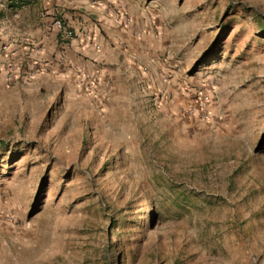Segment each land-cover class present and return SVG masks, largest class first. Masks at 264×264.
I'll list each match as a JSON object with an SVG mask.
<instances>
[{"label": "rangeland", "instance_id": "rangeland-1", "mask_svg": "<svg viewBox=\"0 0 264 264\" xmlns=\"http://www.w3.org/2000/svg\"><path fill=\"white\" fill-rule=\"evenodd\" d=\"M101 1L108 108L12 70L0 0V264H264V0Z\"/></svg>", "mask_w": 264, "mask_h": 264}, {"label": "crops", "instance_id": "crops-1", "mask_svg": "<svg viewBox=\"0 0 264 264\" xmlns=\"http://www.w3.org/2000/svg\"><path fill=\"white\" fill-rule=\"evenodd\" d=\"M97 3L96 7L91 0H13L10 7L14 10L16 24L25 21L30 28L24 32L17 28L11 43L5 47L12 59L11 69L22 68L20 72L25 68L35 69L32 75L38 76L40 71L45 79L56 78L81 93L86 82L98 95H103V90L108 88L111 92H106L110 96L106 101L108 108L112 103L110 98L113 101L116 94L112 91L117 85L115 82L120 80L128 87L129 81L133 82L139 74V69L131 60L128 38L122 37L118 42L122 48L126 47L125 50H119L117 43L113 49L105 47L104 38L96 28L101 25V30L105 31L103 23L93 22L96 15L100 17L98 12L104 6L101 0ZM95 8L99 11L96 12ZM55 19L70 27L74 37L62 40L54 26ZM1 45L2 42L0 49ZM133 62L134 66L129 65ZM93 76L97 77L94 85L90 84ZM131 97L130 94L125 97L130 100L129 104Z\"/></svg>", "mask_w": 264, "mask_h": 264}, {"label": "built area", "instance_id": "built-area-1", "mask_svg": "<svg viewBox=\"0 0 264 264\" xmlns=\"http://www.w3.org/2000/svg\"><path fill=\"white\" fill-rule=\"evenodd\" d=\"M53 23L62 40H68L74 37V31L70 27H68L62 20L55 19ZM96 81L97 77L93 76L90 80V84L94 85Z\"/></svg>", "mask_w": 264, "mask_h": 264}]
</instances>
